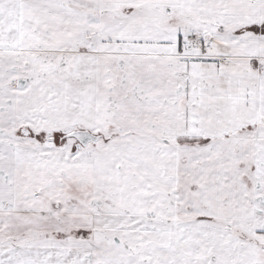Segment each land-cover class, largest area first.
I'll return each instance as SVG.
<instances>
[{
  "label": "snow or ice",
  "instance_id": "obj_1",
  "mask_svg": "<svg viewBox=\"0 0 264 264\" xmlns=\"http://www.w3.org/2000/svg\"><path fill=\"white\" fill-rule=\"evenodd\" d=\"M0 264H264V0H0Z\"/></svg>",
  "mask_w": 264,
  "mask_h": 264
}]
</instances>
